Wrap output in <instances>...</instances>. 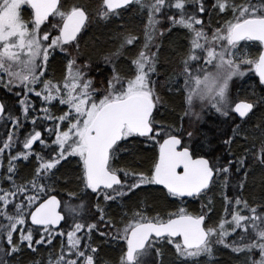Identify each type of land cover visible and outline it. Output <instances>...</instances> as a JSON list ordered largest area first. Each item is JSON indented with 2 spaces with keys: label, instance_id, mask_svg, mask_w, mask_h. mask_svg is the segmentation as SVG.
Instances as JSON below:
<instances>
[{
  "label": "snow or ice",
  "instance_id": "1",
  "mask_svg": "<svg viewBox=\"0 0 264 264\" xmlns=\"http://www.w3.org/2000/svg\"><path fill=\"white\" fill-rule=\"evenodd\" d=\"M193 3L195 8L190 12L189 0H102L95 15L98 20L118 23L116 18L122 16L119 10L130 6L147 10L148 20L143 46L129 50L134 53L130 71L121 74L113 60L138 39L124 34L119 49L104 57L106 63L112 64L110 75L97 84L89 76L91 64L77 61L81 54L78 37L92 19L84 6L65 7L61 0H0V87L19 97L20 105L14 113L0 99V121L11 126L0 147V156L4 150L10 153L6 174L0 177L6 185L0 186V218L6 221L0 222V251L6 255L20 253L21 245L35 251L34 243L52 244L55 236L65 235L58 231L65 216L58 211L61 199L57 198V184L69 165L78 166L75 171L79 173L81 191L90 189L89 195L95 193L96 200L102 197L105 202L116 201L118 207L130 204L142 193L157 192L160 195L153 200L169 203L201 199L217 182L227 188L228 178L246 167L250 150L242 151L226 164L201 155L200 145L194 142L193 131L184 129L183 119L200 121L206 109H214L226 118L225 122L240 121L232 136L223 139L225 145L231 146L238 136L248 141L241 124L247 123L245 118L251 119L250 113L255 114L256 105L237 101L230 93V82L244 76L243 67L249 66L254 67L259 82L264 84V51L257 55L245 51L246 42L264 45V0H215L210 7L205 6V0ZM173 8L177 10L175 14L170 11ZM213 11L226 14L223 23L215 28L210 19ZM161 13L173 26L189 34L186 50L163 84L158 80L159 48L153 46V51L150 47L154 34L163 35L155 28ZM205 15L209 17L207 22ZM44 25L47 26L42 28ZM57 49L66 62L58 79L46 75L50 72L49 58ZM162 89L180 94L183 115L179 125H164L158 120L165 104ZM33 98L40 103L33 102ZM28 123L32 128L22 141L27 151L11 154L19 140L18 130ZM257 127L259 148L251 154L264 166V123ZM149 145L158 146V154L147 156ZM29 157L36 166L21 178L15 161H27ZM243 176L247 177V171ZM60 186L67 188L68 184ZM238 186L243 189V182ZM67 196L76 197L77 192L70 190ZM223 199L225 217L215 225L208 212L193 215L183 206L164 215H149L152 201L130 207L131 218L126 212L122 228L106 218L99 203L96 210L100 221L114 229L110 239L123 241L120 264H163L157 257H162L163 247L169 245L174 250L173 264H203L200 258H211L217 244L237 254H250L247 264H264V203L252 206L243 198L229 199L226 194ZM208 203L211 205L210 199ZM229 205H235L237 210L229 212ZM242 209L247 211L241 214ZM68 211L74 213L76 209L69 204ZM84 228L75 223L74 230L66 233L67 250L61 248L55 264H96L98 249L90 244L82 247L83 237L77 235ZM96 228V224L88 225L85 236ZM33 232L39 236L35 242ZM237 233L233 241H227ZM255 251L259 259L252 258Z\"/></svg>",
  "mask_w": 264,
  "mask_h": 264
},
{
  "label": "trees",
  "instance_id": "2",
  "mask_svg": "<svg viewBox=\"0 0 264 264\" xmlns=\"http://www.w3.org/2000/svg\"><path fill=\"white\" fill-rule=\"evenodd\" d=\"M253 2L258 3L259 0H253ZM101 3L102 0H62V4L65 5V7L73 4H83L84 7L87 9L90 17L92 18L91 22L87 25L82 35V38L79 40V51L81 54L79 57H77V61L78 63L80 61H87L91 64L92 67L89 71V76L97 84H101L104 81L105 77L110 75L112 64L106 63L104 57L106 55L116 52V50L119 49L122 40V35L124 34L134 35L138 37V39L135 41L134 44L128 45L125 49H123L121 51V54L119 56L114 57L113 60L117 70L121 74H127L130 71V59L132 58L134 53L129 50L138 49L143 46L148 20L146 14L147 10H137L135 6H130L129 9H124L120 11L122 13V16L116 18L118 20V23H113L111 21L105 23L95 18L97 11L101 7ZM214 3L215 0H205L206 7H210ZM194 8L195 4L193 3V0H189L188 11L191 12L194 10ZM170 11L171 13L175 14L177 10L173 8ZM25 16L27 17V13H25ZM223 16H226V14L218 15L214 11L212 12L210 19L213 28H215L218 23H223ZM204 18L206 19V22L209 19L207 15H205ZM58 19L59 18H57V20ZM157 19L159 20V23L155 25V28L157 30V33L162 32L163 35L154 34L153 39L150 42V47H152L153 51L156 50V47L159 48V52L157 53V68L159 72L158 80L161 84H163L166 75L170 74L171 71L178 65L181 55L186 50V47L189 44V34L187 33L186 29L180 26H173L172 22L165 18V13H161L159 17H157ZM46 26L47 25H45L44 27ZM246 43L248 45L245 48V51L247 53L251 55H257L260 52V44L253 42ZM73 55H75V50H73ZM63 56L64 54L61 53H56L52 56L51 60L49 61L50 72L48 73V75H52L57 79L60 78L65 65ZM243 69L251 70L249 75H251L250 77L252 82L248 83V85L249 87L254 86L256 88L255 92H251L252 97H254L252 100H254V102H257H255L256 108L254 110V116L257 114V112H261L262 117H264V86L259 82L257 76L255 75V71L253 70L254 67L250 68L249 66H246L243 67ZM241 82L242 83H240L239 80H235V82L230 87L231 95L235 99L237 98V101L238 98L239 100H251L252 97H243L244 93L241 86L242 84H245L246 81L241 79ZM250 84L253 86H251ZM238 89L241 91L240 93ZM161 91L162 94H164L165 104L160 108L158 116L159 122L164 125H179L181 123L180 117L183 115L182 99L180 97V94L167 93L163 89ZM0 98L3 99V101L8 107L11 106V108H14L11 104L16 103L17 105V100L19 99V97L13 95L10 92L9 94L5 93L2 88H0ZM196 110L199 111V108L197 107ZM205 111H209L210 114L208 115V117H205L200 121H192L190 123L189 117H184L183 119V127L186 130L193 131L194 142L200 145L201 155H204L205 157L209 158L210 161L217 160L220 163L226 164L228 160L235 159L236 157H238L242 151L252 149V147L248 146L247 144H242L240 142L242 141V138L239 136L236 140L233 141V144L231 146L225 145L223 143V139L232 136V131L235 128L236 124L240 123L239 120L230 123L225 122L226 118L221 117L218 113H215L214 109L208 108ZM252 116L253 114L251 115V117ZM249 121L250 120L248 119L247 124L249 123ZM245 124H241V127ZM9 125V122L0 121V147H2L3 145V142L6 138V134L11 131V127ZM196 125L197 128H194V126ZM245 127H242L243 132L247 134L250 139H252L253 136L255 138H258L257 136L259 135L260 130L257 126L248 127L247 129ZM23 131L24 130H18L17 135L19 136V140H17L15 146L12 147L13 150L11 151V154L13 155L16 154L17 151H25L23 149L22 144ZM29 131H31V129H29ZM180 134L181 133L179 132L177 133V135ZM185 139H187L186 136ZM140 147L144 146L141 145ZM229 148L231 149V151H229ZM258 148L259 144H256L253 151L258 150ZM253 151H248L249 158L245 162V168L249 167L251 171L248 182L244 181V178L241 173L234 172L233 175L228 178L227 188H222L221 184L217 182L208 191L206 197H202L198 200L186 201L183 204H181L179 200H176L174 203H169L167 201H164L163 199L153 200L154 197L160 195L157 192H153L150 194L142 193L140 197H138L136 200H134L130 204L123 205V207H118L116 201L105 202L102 197L99 200H96L94 198L96 196L95 193H91V195H89V193L91 192L90 189L87 191L80 190L82 188V185L80 183L79 173L75 171L78 166L76 164L69 165L68 168L63 170V175L59 177V184H57V188L59 190L58 196L64 202V206H66L67 203H70L73 208L76 209V211L74 213H67V220L63 225L62 230L60 231H64L66 233L69 229H74L75 223L83 224L85 228H87L88 225L96 224V229L101 230V232L109 233V231H114V229H110L108 226H106L104 221H100L99 214L96 210V205L98 203L100 207L104 208L106 218L110 217L113 223H115L117 227L121 228L123 227V223L125 222V213L127 212L128 218L130 219L132 213L129 212L128 209L130 207L135 208L137 203L141 201H152L148 205L149 215H154L156 213L164 215L167 211H175L176 207L183 206L187 208V210L191 214L198 215L202 210L204 212H208L210 218H212L214 214H219V211L224 206L223 197L225 194L228 196L229 199H244V197L242 196V193L244 192V195L247 193L246 196L248 198L250 196H253V198H257L258 203L262 204L264 203V174H262V172L264 173V166H261L259 163L255 164L257 161L252 157L251 153ZM153 153L158 154V146L149 145V151L147 152V156L150 157L151 155H153ZM4 154L8 156L10 153L4 151ZM33 163H35L34 160L27 163L19 162L18 164H16L18 173L23 174L24 172L25 174H23L21 178L27 177L32 172V168H34ZM62 163L67 162L65 161ZM233 168H235V165L233 166ZM257 168H260L261 173L257 171ZM6 169L7 166L5 164L3 166L2 174H6ZM3 176L0 174V177ZM241 181L244 185L243 189L238 186ZM2 182L3 180H0V186H6L5 184L2 185ZM65 183L68 184L67 188L60 186ZM151 187L158 188L155 186ZM70 190L76 191L77 196L68 197L67 193ZM124 199L126 200L127 198L125 197ZM209 199L211 200V205H209L208 203ZM197 202H201L202 204L200 210L197 207ZM121 203H123V201H121ZM260 204H257V206ZM229 207L230 205L228 206V211L230 212ZM209 208L211 209V211H209ZM224 217L225 211L223 214V218ZM69 220H71V222L73 223L72 226H68ZM208 223L209 219L207 218V224ZM68 227L70 228L68 229ZM33 237L34 242L36 239H39V236L34 232ZM110 240V234L106 238H102L101 235L96 233L94 239L90 243L92 247L98 248V252L101 251L102 254L99 253L98 258H101L102 256L105 259L104 262H111L112 260H114L115 255L120 254L122 250L120 247L117 248L113 246V248L112 242ZM231 241H233L232 238H230L228 242ZM240 243H243V241H241ZM34 246L36 249L35 251H32L31 249L21 248L22 251L18 255L14 256L6 255L4 253V256H0V261H3L4 264H36L39 262L40 264H45L47 260V253L45 249H47L48 247H44V244L35 243ZM48 253L51 254L53 257L56 256L54 250ZM165 255L166 251L163 250V256ZM200 259L203 261V259L206 258L201 257ZM207 259L213 261L215 260V263H213V261H211L212 263L210 261H203V264H245V258L242 255L231 257L229 255L222 254L218 257V259L217 257H215L214 259ZM171 262L172 261L170 259L166 261L164 260L165 264H172Z\"/></svg>",
  "mask_w": 264,
  "mask_h": 264
},
{
  "label": "rangeland",
  "instance_id": "3",
  "mask_svg": "<svg viewBox=\"0 0 264 264\" xmlns=\"http://www.w3.org/2000/svg\"><path fill=\"white\" fill-rule=\"evenodd\" d=\"M81 4V3H80ZM83 5V4H82ZM84 6V5H83ZM57 19V18H56ZM53 20V18L50 20V21H52ZM152 41V40H151ZM150 41V42H151ZM56 53H60L59 52V50L57 49L55 52H54V54L53 55H55ZM63 54V53H62ZM52 55V56H53ZM51 57V56H50ZM66 63V62H65ZM244 67H246V66H244ZM244 71H245V75L244 76H242V77H234L233 78V80L230 82V87L232 86V84L235 82V80H239V82L240 83H242L241 82V79L242 80H245L246 81V83L245 84H242V86H241V88H242V90H243V97H247V98H249V97H252V93L253 92H255L256 91V88L253 86V85H251V86H253V87H249V85H248V83H250V82H252L251 81V75H249L250 74V69H243ZM254 70V69H253ZM46 75H48V73H46ZM0 88H2L3 90H4V92L5 93H7V94H9V92H7V90L5 89V88H3V87H0ZM240 88V89H241ZM251 88V89H250ZM238 91H239V93L241 92L239 89H238ZM252 92V93H251ZM254 97H252L251 98V100L250 99H245V101H249V102H254V100H252ZM237 99V98H236ZM238 100H239V98H238ZM33 101L35 102V103H40L39 102V100H38V98H33ZM256 102V101H255ZM254 102V103H255ZM257 103V102H256ZM256 103H255V105H256ZM14 108H12L13 109V112H15V110L17 109V105H16V103H12L11 104ZM11 107V106H10ZM62 107H64V106H62ZM256 108V107H255ZM53 111H55V109H53ZM210 114V112L209 111H205V113L203 114V118L202 119H204L205 117H208V115ZM41 115H42V113H41ZM254 116V115H253ZM251 117V119H250V121H249V123L247 124H245V125H243L246 129L248 128V127H254V126H257V125H260L261 123H264V117H262V113L261 112H257V114L254 116V117ZM49 123V125H50V122H48ZM200 123V122H199ZM199 123H196V124H199ZM242 126V127H243ZM241 127V128H242ZM194 128H197V125L196 126H194ZM29 129V128H28ZM245 129V130H246ZM260 133V132H259ZM24 136L26 135V134H23ZM24 136H22V139H24ZM258 138H255L254 136L252 137V139H250L249 137V139H248V141L245 143V142H242V141H240L242 144L243 143H245V144H247L248 146H250V147H252V149H250L251 151H253L254 150V148H255V145L256 144H259V135L257 136ZM14 146H15V144H14ZM13 146V147H14ZM4 151H6V152H9V150H4ZM30 159H32V157H29V159L28 160H30ZM71 159V158H70ZM72 159H76V158H72ZM27 160V161H28ZM27 161H23V163H26ZM18 162H21V161H15V164L16 163H18ZM258 162H256L255 164H257ZM6 164V166L8 167V156L6 155V154H4V155H2L1 157H0V174L3 176L4 174H2V171H3V166ZM34 164V167H35V164H36V162L35 163H33ZM33 169V168H32ZM262 170V169H261ZM264 170V169H263ZM245 171H247V177L245 178L244 176H243V173L245 172ZM257 171H259L260 172V168H257ZM239 173H241L242 174V176H243V178H244V181L245 182H248L249 181V177H250V174H251V171H250V169H249V167L248 168H242L241 170H240V172ZM261 173V172H260ZM20 174V173H19ZM23 174H24V172H23ZM23 174H20V176L22 177V175ZM262 174H264L263 172H262ZM25 175V174H24ZM18 182H19V180H18ZM5 183H4V181L2 182V185H4ZM240 195V194H239ZM247 195V193L244 195V192L242 193V196L244 197V199L245 200H247L248 202H249V204L250 205H252V206H257V204H260V203H258V201H257V198H253V196L251 197H247L246 196ZM68 202V201H67ZM70 203H67V205L66 206H63V212L65 213V211H66V213H69V211H68V205H69ZM72 206V205H71ZM201 206H202V204H201V202H199L198 203V209L200 210L201 209ZM64 207H65V211H64ZM73 207V206H72ZM223 208H224V210H223ZM229 210H230V212L231 211H235V210H237L236 209V207H235V205H230V207H229ZM224 211H225V205L222 207V209L219 211V214L217 213V214H214L213 216H212V218H211V223H212V225H215L216 223H217V221L219 220V219H221V218H223V214H224ZM247 210L246 209H242L241 210V214H244L245 212H246ZM66 213H65V215H66ZM222 215V216H221ZM66 217H67V215H66ZM231 217L229 216L228 217V219H230ZM72 220V219H71ZM71 220H69V224H68V226H72L73 225V223L71 222ZM0 222H2V223H6V221H3L2 220V218H0ZM70 227H68V229H69ZM68 229H65V230H68ZM72 230H74V229H72ZM72 230H68V231H72ZM67 231V232H68ZM66 232V233H67ZM85 232H87V228H84V230L83 231H81V232H79V233H77V235L78 236H80V237H83V239H82V241H81V246L82 247H84V246H86L87 244H90L91 243V241L94 239V237H95V235H96V233H98L99 235H100V232H101V230H99V231H97V229H93L92 230V232L88 235V236H85ZM111 232L112 231H109V234L111 235ZM35 233V232H34ZM66 233H65V235L64 236H55V238L53 239V241H52V244H44V247H48L47 249H45V251H46V253H47V256H46V263L45 264H49V262L51 261L52 262V264H55V260L57 259V258H59V256H60V253H61V248L62 247H64L65 248V251L67 250V235H66ZM238 235V233L237 234H233L232 236H229V237H227L226 239H227V241H229V239L230 238H232V239H234L236 236ZM245 236H248V234H244ZM102 238H106L107 236H101ZM14 239H18V237L17 236H15L14 235ZM111 242H112V247L114 246V247H119V246H122L123 245V241L121 240V241H119V242H117V241H113V240H110ZM54 243V244H53ZM91 245V244H90ZM113 247V248H114ZM21 248H23V249H28V248H26V247H24L23 245H21ZM98 249V248H97ZM52 250H54V252L56 253V256H52L51 254H49L48 252H50V251H52ZM163 250H165L166 251V255L165 256H162V257H157V260L159 261L160 259H162L163 260V264H165L164 263V260L166 261V260H171L172 262V264H173V261L175 260V255H174V250L171 248V246L169 245V246H164L163 247ZM22 251V250H21ZM26 251V250H25ZM99 253H101V251H97V253L95 254V262H96V264H118V262H119V260H120V256L118 257L117 256V254L115 255V258H114V261H116V262H104L105 261V259L101 256V258L99 257L98 258V256H99ZM257 253H258V251H255L254 253H252L251 254V256H252V258H254V259H259V253H258V255H257ZM19 253H16V254H10V256L11 255H18ZM102 254V253H101ZM222 254H224V255H229V256H231V257H236V256H239V255H242V256H244V258H245V264H247V261H248V257H249V255L250 254H247V253H244V252H242V253H239V254H237V253H234V252H232V250H231V248H226V247H224V245H222V244H217V245H215L214 246V249H213V255H212V257L211 258H215V257H219L220 255H222ZM254 254H256V256H254ZM0 256H4V252L3 251H0ZM254 256V257H253ZM206 259H203V261H213V260H208L207 258L208 257H205ZM210 258V259H211ZM149 259H151V257H149ZM212 263V262H211ZM213 263H215V260L213 261ZM36 264H40V262L39 263H36Z\"/></svg>",
  "mask_w": 264,
  "mask_h": 264
},
{
  "label": "flooded vegetation",
  "instance_id": "4",
  "mask_svg": "<svg viewBox=\"0 0 264 264\" xmlns=\"http://www.w3.org/2000/svg\"><path fill=\"white\" fill-rule=\"evenodd\" d=\"M51 58H52V56L49 58V61L51 60ZM34 102V101H33ZM7 106V105H6ZM17 107H18V109H19V107H20V105L17 103ZM38 124L40 123V121H38L37 122ZM10 126V125H9ZM11 127V126H10ZM31 129L32 128V126H31V124L30 123H28V124H25V126L24 127H22V128H20V130H24L23 131V133H22V136H24L23 134H27V132L29 131V129ZM37 130H40L39 128L37 129ZM46 135V134H45ZM142 139V138H141ZM36 146L34 145V148H35ZM13 149H11V151H12ZM25 150V149H24ZM25 151H27V150H25ZM31 161H33V159H30V160H28L27 162H31ZM26 162V163H27ZM19 163V162H18ZM18 163H16V164H18ZM23 163V162H22ZM36 166V165H35ZM198 200V199H197ZM198 203L199 202H197V205H198ZM122 250H121V253L120 254H117V256L119 257L120 256V260H119V262H118V264H120V261H121V258H122V255H123V248H122V246H119ZM257 255H258V253H257ZM254 256H256V254H254ZM253 256V257H254ZM149 259V258H148ZM217 259H218V257H217ZM111 262H116V261H114V260H112Z\"/></svg>",
  "mask_w": 264,
  "mask_h": 264
},
{
  "label": "water",
  "instance_id": "5",
  "mask_svg": "<svg viewBox=\"0 0 264 264\" xmlns=\"http://www.w3.org/2000/svg\"><path fill=\"white\" fill-rule=\"evenodd\" d=\"M120 10H122V9H120ZM255 42H258V41H255ZM262 51H264V45H262ZM251 115V113L249 114V116ZM247 118H245V120H246ZM58 198V197H57ZM59 199V198H58ZM185 199H191V198H185ZM58 211L59 212H61V206H60V208L58 209ZM61 214H62V212H61ZM63 215V214H62ZM64 223V220H62L61 222H60V225H59V228L62 226V224ZM205 223H206V220H205ZM33 227H35V226H33Z\"/></svg>",
  "mask_w": 264,
  "mask_h": 264
},
{
  "label": "bare ground",
  "instance_id": "6",
  "mask_svg": "<svg viewBox=\"0 0 264 264\" xmlns=\"http://www.w3.org/2000/svg\"><path fill=\"white\" fill-rule=\"evenodd\" d=\"M245 101V100H244ZM205 158H207V157H205Z\"/></svg>",
  "mask_w": 264,
  "mask_h": 264
}]
</instances>
